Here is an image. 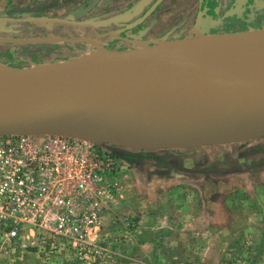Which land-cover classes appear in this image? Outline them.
Wrapping results in <instances>:
<instances>
[{"label":"rangeland","instance_id":"obj_1","mask_svg":"<svg viewBox=\"0 0 264 264\" xmlns=\"http://www.w3.org/2000/svg\"><path fill=\"white\" fill-rule=\"evenodd\" d=\"M153 3L158 7L140 25L116 33ZM196 9L197 0H0V65L31 68L190 37L200 32ZM82 20L99 38L72 42V24ZM146 151L161 158L122 159V197L107 230L122 240L108 264H264V136ZM42 234L37 245L0 251V264H78L66 245L53 250Z\"/></svg>","mask_w":264,"mask_h":264},{"label":"water","instance_id":"obj_2","mask_svg":"<svg viewBox=\"0 0 264 264\" xmlns=\"http://www.w3.org/2000/svg\"><path fill=\"white\" fill-rule=\"evenodd\" d=\"M31 17L27 20H33ZM24 20V19H23ZM26 20V19H25ZM262 36L238 54L224 57V47L211 39L213 34H197L157 42L129 50L106 49L80 56L72 61L41 64L31 68L0 65V81L21 82L36 97L16 98L0 94V136L11 134L66 135L112 145L115 152L124 142L110 133V123L122 117L126 129L138 139L155 147L190 148L228 144L264 136V117L248 120L237 129L227 127L212 133L164 132L140 134L127 119L144 104L148 89L140 83L154 73L198 71L216 86L250 87L264 93V59L251 55L264 44ZM232 33V32H229ZM86 60L85 64H81ZM78 82L73 89L72 83ZM52 95L43 98L44 86ZM129 91L126 100H118L103 91L108 86ZM201 89V85L197 86ZM245 93V91H242ZM242 112L235 119H240ZM155 137L156 141L154 142Z\"/></svg>","mask_w":264,"mask_h":264},{"label":"built area","instance_id":"obj_3","mask_svg":"<svg viewBox=\"0 0 264 264\" xmlns=\"http://www.w3.org/2000/svg\"><path fill=\"white\" fill-rule=\"evenodd\" d=\"M123 164L112 145L85 138L1 135L0 251L37 245L43 232L78 264H108L122 240L105 225L122 197Z\"/></svg>","mask_w":264,"mask_h":264},{"label":"bare ground","instance_id":"obj_4","mask_svg":"<svg viewBox=\"0 0 264 264\" xmlns=\"http://www.w3.org/2000/svg\"><path fill=\"white\" fill-rule=\"evenodd\" d=\"M261 36L262 33L258 29L249 28L241 32L213 34L211 39L224 47L222 52L224 57H230L231 53L238 54ZM102 49L106 50V48ZM251 55L264 59V44L252 50ZM85 63L86 60L81 64ZM140 83L148 89V93L144 95L142 107L127 119L140 134H155L162 131L170 137L180 132L212 133L227 127L237 129L248 120L264 117V93L250 87L216 86L196 70L182 73L170 71L166 77L154 73L148 78H141ZM77 84L78 82L72 83V88L77 90ZM23 85L21 82L4 83L0 81V94L22 99L35 98L36 92L25 90ZM198 85H201V89L197 88ZM113 87V85L108 86L103 92L121 101L128 98L129 91L127 89L119 86ZM40 95L43 98H48L52 93L45 85ZM219 97L224 100L214 103L215 98ZM228 98H235L234 103L228 104ZM172 111L183 112L186 118L181 119ZM240 112H242L241 118L235 119ZM202 119L210 123V129L197 124ZM203 123L205 124V122ZM193 125L195 127L192 128ZM109 130L126 146L152 147L150 143L132 135L126 129L122 117L115 118L110 123ZM153 139L155 142L156 138L153 137Z\"/></svg>","mask_w":264,"mask_h":264},{"label":"crops","instance_id":"obj_5","mask_svg":"<svg viewBox=\"0 0 264 264\" xmlns=\"http://www.w3.org/2000/svg\"><path fill=\"white\" fill-rule=\"evenodd\" d=\"M197 7L195 13L197 17H201L197 23L199 25V28H197L200 31L198 32L199 34L241 32V30L249 28L254 30L264 29V0H197ZM85 22L87 20L78 22V25L72 24V32L75 34V39H90L87 37L93 33V30L89 23ZM117 33L124 32L117 30ZM78 57L80 56L76 58ZM114 223V221L107 219L105 229L113 228Z\"/></svg>","mask_w":264,"mask_h":264},{"label":"trees","instance_id":"obj_6","mask_svg":"<svg viewBox=\"0 0 264 264\" xmlns=\"http://www.w3.org/2000/svg\"><path fill=\"white\" fill-rule=\"evenodd\" d=\"M116 154L120 159L129 160V161H140L144 158H161L157 153L146 151V150H136L131 151L128 149H117Z\"/></svg>","mask_w":264,"mask_h":264},{"label":"flooded vegetation","instance_id":"obj_7","mask_svg":"<svg viewBox=\"0 0 264 264\" xmlns=\"http://www.w3.org/2000/svg\"><path fill=\"white\" fill-rule=\"evenodd\" d=\"M158 7V5H156L155 3H153L151 6H150V8L148 9V11H149V13H148V11L146 12V13H144L141 17H139V19H137V20H135V21H133V23H129V25H125L124 27L122 26L118 31L119 32H124L125 33V29H129V28H133V27H135V26H138V25H140L149 15H151L154 11H155V9ZM198 8V7H197ZM196 18H197V15H196ZM21 20V19H20ZM23 20V19H22ZM196 23H198V19L196 20ZM115 33V32H114ZM116 33H117V31H116ZM119 34V33H118ZM92 37H98V36H95V34L94 33H91L90 34V36H88L87 38H90V39H92ZM99 38V37H98ZM90 39H86V40H90ZM77 40H78V42H77ZM86 40H79V38H77V39H75V38H72V42H74V43H81V42H84V41H86Z\"/></svg>","mask_w":264,"mask_h":264}]
</instances>
